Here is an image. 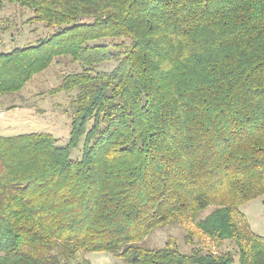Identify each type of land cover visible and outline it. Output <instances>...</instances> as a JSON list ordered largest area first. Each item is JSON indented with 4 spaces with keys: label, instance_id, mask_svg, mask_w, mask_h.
Listing matches in <instances>:
<instances>
[{
    "label": "trees",
    "instance_id": "16d2710c",
    "mask_svg": "<svg viewBox=\"0 0 264 264\" xmlns=\"http://www.w3.org/2000/svg\"><path fill=\"white\" fill-rule=\"evenodd\" d=\"M8 1L30 13L24 24L54 31L0 51V96L60 57L82 69L52 90L74 93L65 146L0 135V264H90L81 252L235 264L230 252L142 244L209 207L196 228L216 247L234 243L238 264H264L238 210L264 196V0Z\"/></svg>",
    "mask_w": 264,
    "mask_h": 264
},
{
    "label": "rangeland",
    "instance_id": "374dc122",
    "mask_svg": "<svg viewBox=\"0 0 264 264\" xmlns=\"http://www.w3.org/2000/svg\"><path fill=\"white\" fill-rule=\"evenodd\" d=\"M0 51H10L15 47H25L49 36L54 29L42 24H24L31 16L23 12L17 5L7 0L0 2ZM121 39L115 40L120 43ZM109 43V40L98 42ZM114 62L97 66V72H107L115 67ZM81 65L69 57H60L42 74L35 76L24 89L17 94L0 96V135L5 137L29 133H47L53 136L57 145L65 146L70 132L71 102L74 93L52 90L60 86L65 75L80 72ZM84 137L70 152L72 161L80 160L83 151ZM209 207L196 215L195 222L191 217H183L178 221L157 227L146 237L142 244L148 248H162L166 243L174 246L181 253H189L194 249L209 250L212 253L230 252L238 264L237 248L234 243L225 241L220 247L209 241L197 228L196 223L205 218L213 210ZM245 216L251 231L262 238L264 243V196L238 206ZM80 259L90 264H125L118 256L109 253L81 252Z\"/></svg>",
    "mask_w": 264,
    "mask_h": 264
}]
</instances>
